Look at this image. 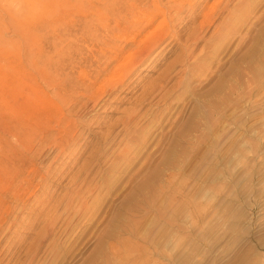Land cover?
I'll return each instance as SVG.
<instances>
[{
  "label": "rangeland",
  "instance_id": "1",
  "mask_svg": "<svg viewBox=\"0 0 264 264\" xmlns=\"http://www.w3.org/2000/svg\"><path fill=\"white\" fill-rule=\"evenodd\" d=\"M176 1L171 29L159 13L144 31L135 0H0V264H264V0ZM153 24L163 40L127 74ZM93 75L120 88L89 112Z\"/></svg>",
  "mask_w": 264,
  "mask_h": 264
},
{
  "label": "bare ground",
  "instance_id": "2",
  "mask_svg": "<svg viewBox=\"0 0 264 264\" xmlns=\"http://www.w3.org/2000/svg\"><path fill=\"white\" fill-rule=\"evenodd\" d=\"M143 0H135V7H133L134 8V10H132L133 12H135L136 13V19L138 20V23H139V27L140 28H142L143 30L145 29V28H147V27H149L150 25H151V23L153 22V20H155V18L157 17V15L159 14V13H162L161 15H159V16H162V23H166V26L168 25V26H170V29H171V24L173 23V22H175L176 21V19L171 23V20H169V22L171 23H169L168 21H167V19L169 18V17H167L168 16V14H169V10L171 9V6L172 7H175V5L177 4H179L176 0H169L168 2H166V4H162L161 2H160V0H153V2H152V4H150L149 5V7L147 8V9H145L144 11H142V10H139V9H137V8H139V6L141 5V2H142ZM151 1V0H150ZM204 1V0H203ZM206 1V0H205ZM222 1V0H221ZM225 1V0H224ZM227 1V0H226ZM148 2V1H147ZM177 2V3H176ZM218 2V1H217ZM216 2V3H217ZM228 2V1H227ZM248 2V1H247ZM250 2V1H249ZM99 3V2H98ZM168 3V4H167ZM203 3V2H202ZM215 3V2H214ZM215 3V4H216ZM197 4H199V3H197ZM196 3H195V5H197ZM229 4V3H228ZM246 4V3H245ZM200 5V4H199ZM204 5H206V4H204ZM220 5V4H219ZM219 5L218 6H212L207 12H206V14H205V17L207 18L209 15H211L210 17H212L213 16V13H215L216 12V10H218L219 8ZM105 6V5H104ZM144 6V5H143ZM148 6V5H147ZM209 6V5H208ZM207 6V7H208ZM225 6V5H224ZM247 6V5H246ZM176 7H179V6H176ZM193 7L194 6H192V8L189 10V12H188V14H187V16H189L190 18H192V15H193ZM126 8H128V7H126ZM166 9L167 10V12H165L163 9ZM181 8V7H180ZM204 8V7H203ZM202 8V9H203ZM221 8V7H220ZM224 8V7H223ZM222 8V9H223ZM129 9L130 8H128V10L127 11H129ZM176 8H174V10L173 11H176L175 10ZM207 10V9H206ZM225 10H226V7H225ZM123 11V10H122ZM126 11V12H127ZM131 11V12H132ZM164 11V12H163ZM195 11V10H194ZM229 11V10H228ZM227 11V15L230 13V12H228ZM171 12H172V10H171ZM183 12V11H182ZM175 13V12H174ZM178 13V12H177ZM126 14V13H125ZM129 14V13H128ZM171 14V13H170ZM169 14V15H170ZM172 14H173V12H172ZM179 14H180V12H179ZM127 15V14H126ZM178 15V14H177ZM174 16V15H173ZM231 16H232V14H231ZM230 16V17H231ZM171 17H172V15H171ZM178 17V16H177ZM209 17V19L211 20L212 18H210ZM228 17V16H227ZM176 18V17H175ZM181 18V17H180ZM229 18V17H228ZM158 19V18H157ZM171 19V18H170ZM173 20V19H172ZM157 21V20H156ZM181 21V20H180ZM143 22H145V23H143ZM211 22H213V21H211ZM227 22V21H226ZM161 23V24H162ZM209 23V22H208ZM155 24H156V22H155ZM161 24H159V25H157L156 27L154 26V24H153V26H154V30L153 31H151V32H149L146 36H145V38L143 39V40H141L140 41V43H139V53H135L134 51H131L130 53H129V55L126 57V60L124 61V60H122L124 63L122 64V65H124L125 66V68H126V71H127V74L132 70L131 68H130V66L128 65V63H130L134 58H136L137 57V55L138 54H140L139 55V58L140 57H142V59L143 58H147V56L148 55H150L151 54V52L153 51V49H154V47L156 46L157 47V45L160 43V41L161 40H163V39H160L162 36H164L166 33H165V31L164 32H160L159 31V28H160V26H161ZM176 24V23H175ZM163 25V24H162ZM223 25H224V23H223ZM222 25V26H223ZM229 25V21H228V23H227V26ZM221 26V25H220ZM225 26V25H224ZM105 27H106V25H105ZM176 27V26H175ZM216 27V26H215ZM150 28H151V26H150ZM169 28V27H168ZM218 28H219V26H218ZM217 28V29H218ZM228 28H229V26H228ZM197 29V28H196ZM202 29H203V27H202ZM151 30V29H150ZM197 30H200V28H198ZM93 31V30H92ZM106 31V30H105ZM111 31V30H110ZM145 31V30H144ZM172 31V30H171ZM170 31V32H171ZM192 31H194V30H192ZM88 32V31H87ZM216 33L218 32V31H215ZM141 33H142V31H141ZM171 33H173V31L171 32ZM192 33V32H191ZM219 34H220V32H218ZM221 33H222V31H221ZM136 34V33H135ZM140 34V33H139ZM130 36L129 37H133V36H131V34H129ZM169 35H170V33H169ZM177 35V34H176ZM190 35V34H189ZM224 34L222 33V37H224L223 36ZM95 36H97V35H95ZM111 36V35H110ZM141 36L142 35H140V38H141ZM143 36V37H144ZM227 36V35H226ZM88 37H90V36H88ZM87 37V38H88ZM165 37H167V36H165ZM172 37V36H171ZM173 37H176V36H173ZM220 37H221V35H220ZM86 38V37H85ZM84 38V39H85ZM97 38V37H96ZM127 38V37H126ZM188 38V37H187ZM91 39L92 38H90V41H91ZM158 39H160L159 41H157L156 42V40H158ZM189 40H187L188 42L190 41V43H192V45L194 44H196V43H198V41L201 39V37H200V39H199V31H198V33L197 32H195L194 34H192V36L191 37H189L188 38ZM132 40V39H131ZM138 40H140V39H138ZM89 41V42H90ZM104 41V40H103ZM134 41V40H133ZM179 41V40H178ZM181 41V40H180ZM179 41V42H180ZM93 42H94V40H93ZM137 42V41H136ZM135 42V43H136ZM183 42V41H182ZM179 43V44H183V43ZM92 43V42H91ZM96 43V42H95ZM98 43V42H97ZM101 43V42H100ZM189 45V44H188ZM188 45H187V43L185 44H183V45H181V47H182V52L180 53V60H179V62L178 63H180V64H178L179 65V67L180 68H178V72L180 73V74H185L187 71H188V69L190 68V64L188 63V60L190 59V57L192 56V50H190V48L188 47ZM96 46V45H95ZM99 46V45H98ZM125 46H126V44H125ZM180 46V45H179ZM93 47V46H92ZM91 47V48H92ZM130 50H132V49H130ZM110 51V50H109ZM108 51V52H109ZM113 51V50H112ZM127 52H128V50H126ZM119 52V51H118ZM122 53H123V51H122ZM125 53V52H124ZM123 53V54H124ZM154 53V52H153ZM114 54V53H113ZM120 54V53H119ZM123 54H121V56H123ZM83 56V55H82ZM106 55H104V57H105ZM126 56V55H125ZM150 56H152V55H150ZM103 57V56H102ZM103 57V58H104ZM111 57V56H110ZM102 58V59H103ZM108 58H109V56H108ZM108 58H107V60H108ZM115 58H118V54H116V55H114V57H113V59H115ZM154 58V57H153ZM65 59V58H64ZM106 60V61H107ZM135 60V59H134ZM140 60V59H139ZM59 61H60V59H59ZM63 61V59L59 62V63H63L62 62ZM105 61V60H104ZM149 61H150V59H149ZM65 62V61H64ZM67 62V61H66ZM65 62V63H66ZM99 62V61H98ZM109 62V61H108ZM107 62V63H108ZM119 62H121V61H119ZM135 62V61H134ZM147 62V61H146ZM100 63V62H99ZM106 63V64H107ZM143 63H144V61H143ZM152 63V62H151ZM68 64V63H67ZM145 64V63H144ZM66 65V64H65ZM65 65H63L64 67H65ZM131 65H133V64H131ZM140 65V64H139ZM59 66V65H58ZM62 66V67H63ZM102 65H100V67H101ZM142 66V65H141ZM147 66H148V64H147ZM174 66V65H173ZM176 66V65H175ZM57 67V66H56ZM60 67V66H59ZM94 67V66H93ZM92 67V68H93ZM108 67V66H107ZM114 67H116V66H114ZM113 67V68H114ZM137 67V66H136ZM66 68H68V67H66ZM166 68H168V67H166ZM170 68V67H169ZM173 68V67H172ZM134 69V68H133ZM58 70V69H57ZM59 70H60V68H59ZM168 70V69H167ZM167 70L165 69V71L160 75L159 74V77H158V81L155 79V81H154V83H150L149 85L150 86H147L146 87V89H144V90H147V95H146V93H145V91H144V94L146 95V97L144 98V96H142L144 99L143 100H141L140 98H142V97H140V96H138V97H140V98H136L137 100H139L140 99V103H138V104H143V102H145V99L147 98V97H149V95H151V94H153L154 92L152 91V92H150L149 93V90H151V89H159V90H161V92L163 91V90H165L164 89V84H162L163 82H164V80L165 79H167L168 78V75H169V72H170V69H169V71L167 72ZM92 71H94V70H92ZM102 71H104L103 69H100V68H98V70L96 71L98 74H101L102 73ZM112 71H113V69H112ZM112 71H111V75H112ZM125 71V72H126ZM133 71V70H132ZM131 71V72H132ZM64 72V71H63ZM71 72V71H70ZM69 72V73H70ZM95 72V71H94ZM62 73V72H61ZM119 73V72H118ZM113 74H115V72L113 73ZM120 74V73H119ZM130 74V73H129ZM60 76V75H59ZM94 76V78H91L90 79V81H89V83H88V85H86V84H84L85 85V87H83V89H82V87L81 86H79V87H81V89L84 91V94L86 95V98H87V100L88 101H86V102H83V108H85V109H87V111H93L97 106H99L100 105V103L102 104V103H104V101H103V99H102V97L101 96H98L99 95V92L101 91V90H99V88H103V83H102V81H100V78H101V75H100V78L98 77V76H95V75H93ZM115 77L117 76V75H114ZM66 78L67 77H65V81H66ZM128 78V77H127ZM112 79H113V77H112ZM69 80V79H68ZM72 80V79H71ZM89 80V79H88ZM157 81V82H156ZM181 81H182V79L181 78H179V80H178V82L175 84V85H178L179 83H181ZM99 82H101L99 85H97V83H99ZM104 82V81H103ZM156 82V83H155ZM60 83H61V81H60ZM63 83H65V82H63ZM69 83H72V82H69ZM124 83H125V81H124ZM62 84V83H61ZM67 84V83H66ZM65 84V85H66ZM127 84V83H126ZM63 85V84H62ZM123 85V84H122ZM175 85H173L172 86V88L171 89H173V87L175 86ZM83 86V85H82ZM127 86V85H126ZM117 87H118V85H114V84H111L110 85V87H109V89L108 90H104V88L102 89V91H104V93H106V94H111L112 95V92L113 91H118V89L120 88H118L117 89ZM149 87V88H148ZM54 88V87H53ZM60 88V87H59ZM62 88H64L65 89V87H64V85H63V87ZM124 88V87H123ZM148 88V89H147ZM168 88V87H167ZM78 89V88H77ZM80 89V88H79ZM78 89V90H79ZM81 89L78 91V92H81ZM61 90V89H60ZM120 90H122V89H120ZM62 91V90H61ZM64 91H66L67 92V89L66 90H64ZM101 91V92H102ZM158 91V90H157ZM100 92V93H101ZM120 92V91H119ZM142 92V91H141ZM166 92V91H165ZM121 93V92H120ZM155 93H157V92H155ZM61 94V93H60ZM66 94H69V93H65L64 95V99H65V97L67 96ZM157 94H159V93H157ZM170 94V93H169ZM83 95V94H82ZM82 95H80V96H82ZM141 95H143V94H141ZM60 96H62V98H63V94H61ZM84 96V95H83ZM82 96V97H83ZM105 96V95H104ZM103 96V97H104ZM160 96V95H159ZM170 96V95H169ZM85 97V96H84ZM152 97V96H151ZM67 98V97H66ZM105 98V97H104ZM160 100L161 101H164V103L165 104H167V95H166V93L165 94H161V96H160ZM153 99V98H152ZM77 100V103H78V101H79V98L78 99H76ZM76 100H75V102H76ZM151 102V100H148V102ZM137 102V101H136ZM146 103V102H145ZM155 103V102H154ZM163 103V102H162ZM103 105V104H102ZM140 105V106H141ZM158 105V104H157ZM101 106V105H100ZM69 107V106H68ZM102 107V106H101ZM70 108H72V106L70 107ZM81 108V107H80ZM99 108V107H98ZM97 109V108H96ZM132 109V108H131ZM135 109V108H134ZM136 109H139V108H136ZM152 109V108H151ZM67 110H69V109H67ZM81 110V109H80ZM99 110V109H98ZM148 110V109H147ZM70 112H71V110L70 111H68V113L69 114H67L68 116L69 115H71L70 114ZM77 112V111H76ZM150 113H151V111H149ZM148 112V113H149ZM78 113V112H77ZM130 112L128 111V116L127 115H125V118L122 120V128H123V126L127 129V128H129L128 126L132 123V120L134 121V118L136 117V115H137V111H135V110H133L130 114H129ZM73 115V114H72ZM80 113H79V116L76 114L75 115V119H78V118H80ZM86 115V114H85ZM84 115V116H85ZM89 115V114H88ZM142 115V114H141ZM150 115V114H149ZM148 115V116H149ZM152 115V114H151ZM76 116L78 117V118H76ZM82 116V115H81ZM87 116V115H86ZM127 116V117H126ZM71 117L72 116H69V117H66V116H63L62 117V119H61V121H60V123H65V124H67V123H70V122H73V120L74 119H71ZM83 117V116H82ZM88 117V116H87ZM139 117V116H138ZM152 117V116H151ZM147 118V117H146ZM60 120V119H59ZM85 121H87V119H84ZM84 120H82V121H84ZM153 120H155L154 118H153ZM75 121V120H74ZM84 121V122H85ZM79 122H81V120L79 121ZM138 122V121H137ZM150 122H152L153 123V121H151L150 120ZM83 123V122H82ZM150 124V123H149ZM137 125V124H136ZM56 127H57V129L59 130L58 132H61V133H65V131H66V127H62L61 125H59V123H57L56 125H55ZM131 126V125H130ZM125 128H124V130H125ZM108 131H109V129H108ZM111 131V130H110ZM134 131V130H133ZM106 132V131H105ZM126 133V132H125ZM134 133V132H133ZM59 134V133H58ZM117 134V133H116ZM115 134V135H116ZM128 134H130V133H128ZM135 134V133H134ZM46 135V134H45ZM44 136V135H43ZM47 136V135H46ZM132 136H133V134H132ZM131 136V137H132ZM45 137V136H44ZM103 137V136H102ZM115 137V136H114ZM129 138H130V136H128ZM128 137H127V139H128ZM42 138V137H41ZM135 138V139H134ZM132 140H131V142H128V141H130V140H128L127 142V144L124 146V148L122 147L121 149L122 150H120V154L118 155V157L120 158L119 160H128V158H132L133 156H135L136 154L135 153H132L133 152V149H134V142H136V141H138L139 139H140V137H139V135H138V137L136 136V137H134ZM74 139V138H73ZM104 139H105V137H104ZM75 140V139H74ZM124 140V139H123ZM55 141V140H54ZM109 141V140H108ZM133 141V142H132ZM56 142H57V140H56ZM69 142V141H68ZM124 142V141H123ZM126 142V141H125ZM53 143V142H52ZM65 143H67V142H65ZM65 143H64V145H65ZM113 143V142H112ZM122 143V142H121ZM133 143V144H132ZM55 144V143H54ZM57 144H58V142H57ZM119 144H120V142H119ZM56 145V144H55ZM71 145V144H70ZM53 146V145H52ZM67 146V145H66ZM41 147H43V146H41ZM109 147V146H108ZM44 148V147H43ZM60 148L62 149L63 147H62V144H61V146H60ZM64 149V148H63ZM67 149V148H66ZM68 150V149H67ZM59 151H61V150H59ZM65 152H66V150H65ZM60 153V152H59ZM58 153V154H59ZM63 153H64V151H63ZM100 155V154H99ZM117 157V158H118ZM118 161V160H117ZM118 163V162H117ZM115 165V164H114ZM115 167V166H114ZM83 179V178H82ZM78 180H80V181H83V182H86V180L87 179H83V180H81V179H78ZM72 181H74V180H72ZM82 182V183H83ZM75 184H77V183H75ZM96 184V183H95ZM97 184L99 185V186H102L103 184H104V181H103V179H100L98 182H97ZM79 185V184H78ZM81 185V184H80ZM82 185H84V183L82 184ZM95 186V185H94ZM93 186V187H94ZM96 188H97V185L95 186ZM94 187V189H96ZM93 189V188H92ZM90 191V190H89ZM91 192H93V191H91ZM73 197V196H72ZM71 199V198H70ZM82 204V203H81ZM83 206V205H82Z\"/></svg>",
  "mask_w": 264,
  "mask_h": 264
}]
</instances>
